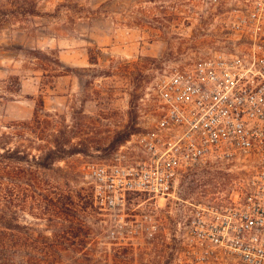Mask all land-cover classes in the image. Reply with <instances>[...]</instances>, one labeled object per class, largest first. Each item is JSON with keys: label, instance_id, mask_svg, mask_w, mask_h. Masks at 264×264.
Returning <instances> with one entry per match:
<instances>
[{"label": "rangeland", "instance_id": "374dc122", "mask_svg": "<svg viewBox=\"0 0 264 264\" xmlns=\"http://www.w3.org/2000/svg\"><path fill=\"white\" fill-rule=\"evenodd\" d=\"M11 1L0 0L9 13L15 11L0 25V183H21L12 168L21 166L15 161L23 153L35 155L36 164L49 160V169L36 165V220H29L36 238H50L58 231L48 220L57 193H70L77 205V194H92L84 167L114 162L119 147L154 116L145 95L158 74L166 65L189 64L207 53L236 0ZM235 178L216 172L191 176L176 197L225 198L236 190ZM4 187L0 215L11 209L21 225L17 197L6 205ZM142 200L131 197L127 213L155 214V239H116L117 223L94 203V213L72 214V225L82 222L91 230L78 238L70 234L57 247L64 255L59 263L172 264L174 221L184 204L152 201L137 208ZM42 248L36 244V251ZM17 249L0 247V264H18Z\"/></svg>", "mask_w": 264, "mask_h": 264}, {"label": "built area", "instance_id": "2783aa9c", "mask_svg": "<svg viewBox=\"0 0 264 264\" xmlns=\"http://www.w3.org/2000/svg\"><path fill=\"white\" fill-rule=\"evenodd\" d=\"M147 91L150 121L112 164L84 167L115 238L159 231L152 212L127 213L131 197L143 198L137 208L174 200L184 205L172 264H264V0H236L213 47L166 65ZM208 172L236 176V190L211 201L176 197L185 178Z\"/></svg>", "mask_w": 264, "mask_h": 264}, {"label": "trees", "instance_id": "16d2710c", "mask_svg": "<svg viewBox=\"0 0 264 264\" xmlns=\"http://www.w3.org/2000/svg\"><path fill=\"white\" fill-rule=\"evenodd\" d=\"M11 3L12 5L16 4V0L11 1ZM9 12L3 5H0V25L6 21L9 14L15 13V11L13 13ZM30 14L33 15L35 13L33 11ZM120 141H124V138L120 139ZM54 154V152H50L49 156L51 157ZM53 158L57 157L53 156ZM15 162L21 164V166L13 167L12 169H15V171H12L18 174L21 183L16 188L12 185L4 187L0 183V195L2 194L1 187H4L3 190L7 199H5L6 205L13 204L17 197L18 203L16 207L23 214V224H17L16 217L10 216L13 213L11 209L7 210L6 214L0 215V247L7 245L14 248V246H17L18 264H60L59 261L62 260L64 255L58 251L57 247L69 242L70 234L74 233V237L78 238L82 230H91L82 224V222L72 225L70 218L72 214H78L79 210L86 212L89 209L90 212L94 213L96 208L92 200L93 196L90 193L89 195L77 194L81 201L80 205H77L71 201L70 193L58 192L56 201L53 203L51 218L48 219L50 224H52L50 229L58 231L52 234L50 238L43 236L36 238V229L33 227L34 223L29 220V217H31V220H36V165L42 169H49L50 162L48 159H45L44 163L36 164V156L28 153L21 154ZM3 169L4 165H0V175ZM15 195L16 197H14ZM0 201L2 200L0 199ZM53 217H56L57 220L54 221ZM80 241L83 242L82 239ZM36 244H41L45 248L36 251Z\"/></svg>", "mask_w": 264, "mask_h": 264}]
</instances>
